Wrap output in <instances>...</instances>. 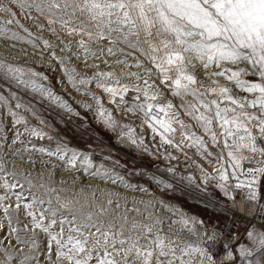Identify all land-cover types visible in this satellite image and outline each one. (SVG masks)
I'll use <instances>...</instances> for the list:
<instances>
[{
  "label": "snow or ice",
  "instance_id": "snow-or-ice-1",
  "mask_svg": "<svg viewBox=\"0 0 264 264\" xmlns=\"http://www.w3.org/2000/svg\"><path fill=\"white\" fill-rule=\"evenodd\" d=\"M0 13L8 16L0 17V37L34 48L42 43L68 83L96 102L103 124L112 131L127 129L122 143L126 139L152 155L89 85L141 119L161 145L189 159L184 149L195 148L212 169L197 165L199 177L177 178V169L168 167V179L147 170L123 171L125 165L110 155L97 161L90 144L71 146L64 135L30 124L23 113L52 127L16 92L0 93V108L11 118L6 128L0 111V264H234V251L246 264H264V230L247 231L250 245L233 249L222 233L209 230L169 196L219 190L235 200L233 192L244 190L253 211L264 212V0H11L10 6L0 4ZM73 59L88 71L81 72ZM117 66L126 71L117 73ZM46 80L43 72L0 59V87L14 83L79 115L41 82ZM43 157L54 173L79 174L73 180L80 184L77 195L53 198L57 188L51 178L37 186L18 167V162L35 167L45 163ZM165 158L177 159L167 152ZM129 177H147L154 188Z\"/></svg>",
  "mask_w": 264,
  "mask_h": 264
},
{
  "label": "rangeland",
  "instance_id": "rangeland-1",
  "mask_svg": "<svg viewBox=\"0 0 264 264\" xmlns=\"http://www.w3.org/2000/svg\"><path fill=\"white\" fill-rule=\"evenodd\" d=\"M0 4L10 6L11 0H0ZM19 15V10L15 9ZM0 17L5 19L8 18L7 14L0 13ZM22 22L31 29L34 34H39L38 30L33 26L31 21L24 20L20 17ZM14 27V26H13ZM15 30V29H14ZM23 34V33H22ZM45 38L55 42V38L49 33H43ZM15 43V47L12 44ZM49 50L43 49L42 43L37 41V47L32 45L14 42L6 40L0 37V59H5L8 62L16 63L25 67H32L34 70L43 72L48 76V80L41 81L46 87H49L53 92L59 95L63 100H66L68 104L78 112L79 115L68 114L64 110L60 109L59 106L51 101L42 99L38 93H32L30 90H25L22 87H17L14 83L9 85L7 82H3V87H0V93L8 96L9 91H14L17 96L24 103H31L37 109L39 115L43 116L52 127L41 125L39 120L33 117L31 114L23 113L27 116L30 124L42 127L45 131L50 132L53 136L64 135L71 146H75L83 149L87 144L91 145V151L97 153V161L101 160L104 156L110 155L113 159H119L122 164L125 165L123 171H136V170H147L161 178L168 179L170 174L166 172L168 167H174L177 169V178L187 176L189 174L196 177L200 176V171L197 165H203L209 171L211 166L207 161L203 160L198 154H196L195 148H185L184 151L189 154L191 159L184 155V152L178 151L172 147H165L160 144L159 137H154L151 129H149L142 120L133 114L126 113L124 108H117L115 104L109 102V98L106 94H103L94 84L88 86V90L101 96L104 107L109 109L113 117L119 121L122 125H131L135 129V136L139 139L144 140L145 145L148 146L152 155L143 152L141 149L131 146L127 140L121 142V135L127 132V129L117 127L115 131L110 130L102 122V118L98 114L96 102L90 95H85L83 91H77L68 83L66 77L63 75V71L59 68L57 62L53 61L51 56L48 54ZM57 55H64L57 50ZM15 58V59H13ZM73 64L77 65L81 72L88 71L83 67V64L73 59ZM107 70V69H104ZM115 71L120 73L126 71L120 67H115ZM135 71V69H132ZM223 82V81H222ZM169 99H172L174 103H179L176 98H173L169 94ZM14 107L16 101L10 100ZM91 105V108H85L84 105ZM0 111L4 113V124L6 128H10V117L7 116L6 109L0 108ZM182 113V110H181ZM182 118L193 126V130L199 135H204L203 130L196 124L195 121L191 120L190 117L184 116ZM22 130V128H21ZM11 136V131L8 132ZM207 139V137H205ZM41 144H46L47 141H34ZM170 153L177 157L175 160L166 159L165 153ZM38 161L40 157H34ZM45 163H37L35 167L30 164L18 162V167L21 171H27L31 173L33 182L39 186L41 183H49L54 181L52 186L57 188V193H53L52 196L55 198L59 194L62 198L73 196L79 193L80 184L77 182L73 184V180L79 174L69 171H58L54 173V170L50 165L46 166L48 158L43 157ZM52 164L58 163L55 159L51 161ZM134 183L139 182L144 184L146 187L154 188L150 182L146 183L147 177H129ZM66 181V183H60V181ZM86 183L98 186L99 188H108L110 185L100 182L98 180H88ZM211 188V185L209 186ZM61 188L64 191H59ZM219 190L209 191L207 194L198 192L195 189H187L185 191H177L174 194L169 193L174 203L181 206L190 215H195L200 219H203L209 228H213L222 233L221 239L224 240L223 236L224 227L227 222V217L230 214V208L235 205L241 207L251 208V205L246 200V192L244 190H235L233 195L235 200L224 197ZM128 195L140 196L139 193H122ZM148 199V196H144ZM245 219L242 220V224ZM241 224V225H242ZM243 230V228H242ZM241 237H237L234 242L232 239H227V242L231 246L237 245ZM220 246H218L219 248ZM222 254V253H221Z\"/></svg>",
  "mask_w": 264,
  "mask_h": 264
},
{
  "label": "built area",
  "instance_id": "built-area-1",
  "mask_svg": "<svg viewBox=\"0 0 264 264\" xmlns=\"http://www.w3.org/2000/svg\"><path fill=\"white\" fill-rule=\"evenodd\" d=\"M247 207H241L240 205H235L230 208V214L227 217V222L224 227L223 236L227 239H231L233 235L237 237L242 236V220L250 219L254 223H261V218L257 213H253L252 207L248 209Z\"/></svg>",
  "mask_w": 264,
  "mask_h": 264
},
{
  "label": "crops",
  "instance_id": "crops-1",
  "mask_svg": "<svg viewBox=\"0 0 264 264\" xmlns=\"http://www.w3.org/2000/svg\"><path fill=\"white\" fill-rule=\"evenodd\" d=\"M261 203H264V201H261ZM253 213H257L260 218H261V223H254L252 220L250 219H245L243 224H242V228H243V232H242V236H241V240H239L238 244L233 246L234 243H232V245L230 247H232L233 249H235L236 247H238V245L240 243H245V244H249L250 245V241L247 240L246 237V232L255 228L257 230H264V212H261L259 210L253 211ZM234 255V264H246V262L242 261L239 257V253L235 252L233 253Z\"/></svg>",
  "mask_w": 264,
  "mask_h": 264
}]
</instances>
